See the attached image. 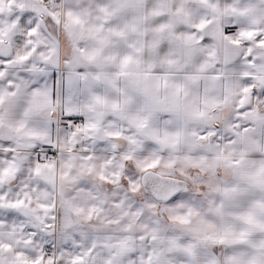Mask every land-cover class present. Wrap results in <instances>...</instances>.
<instances>
[{
	"label": "snow or ice",
	"instance_id": "1",
	"mask_svg": "<svg viewBox=\"0 0 264 264\" xmlns=\"http://www.w3.org/2000/svg\"><path fill=\"white\" fill-rule=\"evenodd\" d=\"M0 264H264V0H0Z\"/></svg>",
	"mask_w": 264,
	"mask_h": 264
}]
</instances>
